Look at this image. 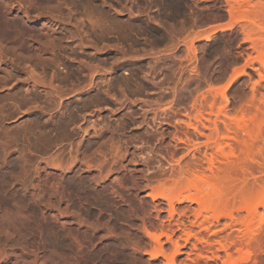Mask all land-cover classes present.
<instances>
[{"label":"bare ground","instance_id":"1","mask_svg":"<svg viewBox=\"0 0 264 264\" xmlns=\"http://www.w3.org/2000/svg\"><path fill=\"white\" fill-rule=\"evenodd\" d=\"M131 1L135 10L128 0L123 6V0H0V93L15 90V99L22 92L19 85L26 93L31 88L28 99L35 105L22 110L28 106L27 96L14 112H5L0 104V264H94L95 250H90L101 242L98 235L107 234L120 217L127 218L120 220L123 227H132L129 221L138 224L142 235L119 245L135 254L142 239L148 240L147 264L158 257L163 261L156 264H264V181L245 163L218 161L231 142L242 145L239 149L244 147L242 153L252 161L251 144L233 132L232 121L212 119L213 106L208 117L200 106L186 120L160 123L161 139L184 144L187 157L149 176L147 167L131 169L127 150L121 153L119 141L114 142L126 130L125 120L94 122L90 134L77 126L78 118L84 119L81 113L107 107L106 96L114 85L143 86L137 70L126 68L128 63L173 59L182 50L176 86L185 73L197 71V37L189 38L192 25L166 30L167 46L156 49L163 39L155 20L147 6ZM150 3L165 19L180 7L173 0ZM194 4L211 18H228L230 24L219 28L231 40L243 35L254 46L261 45L264 69V0ZM131 34L151 37L154 45L137 53ZM111 36L118 44H110ZM74 47L105 57V62L78 65ZM41 93L43 107L38 105ZM199 97L204 100V93ZM73 99L79 105H69ZM34 109L48 118L46 126L31 119L12 131L5 127L6 121L15 122ZM57 116L63 119L54 122ZM50 123L55 128L46 130ZM233 124L241 129L238 122ZM70 127L80 131L73 142ZM178 128L184 130L181 138Z\"/></svg>","mask_w":264,"mask_h":264},{"label":"rangeland","instance_id":"2","mask_svg":"<svg viewBox=\"0 0 264 264\" xmlns=\"http://www.w3.org/2000/svg\"><path fill=\"white\" fill-rule=\"evenodd\" d=\"M111 1L107 0V3ZM150 1L139 0V5L148 7L149 15L155 20L152 23L160 32L161 40L163 39V43L156 46L159 47H155L156 49L161 50L167 46L164 38H166L168 29H178L184 24L192 25L189 38L194 39L197 37L193 41L197 50L196 73L191 74V76L185 73L182 81L176 86L177 72L180 67L178 61L183 58L182 50L176 53V57H173V59L161 56L156 62L144 60L132 64L128 63L126 68H135L137 70V80L143 86L126 89L124 86L114 85L113 91L106 96V98H109L107 99V107L100 106L90 109L86 114L84 113L85 115L81 113L80 116H84V119L79 117L77 126L81 125L90 134L92 133L91 126L94 122L96 124L103 120L105 122L114 123L117 121L119 123L120 120H125L126 130H120L117 133L118 137L114 138V142L119 141L121 153L127 150V163L131 169L141 170L143 167H147L149 171L145 175L149 176L160 169L168 168V163L186 159L187 157L184 144L175 141L170 142L169 139H161L159 135L160 123H173L176 119L186 120V117L193 115L194 110L199 109L200 106L204 111V116H207V113H211V107L213 106V112L210 117L212 119L218 117L219 120H225L226 122L232 121L230 123L232 126H230L233 132L235 131L238 137L248 140V143L251 144L248 156L252 161L245 158L246 155L242 153L244 147L241 150L239 147L241 148L242 145H236L237 143L234 142L230 143L232 144L231 148L224 147V156H218V161L223 163L225 160H238L243 164L245 163L249 167L251 166L254 177L259 182L264 181V69L261 66V50L259 48L261 45L254 46L249 41H245L243 35H239L236 40H231L219 28L230 24L231 21L228 18L214 19L209 17L206 12L196 7L194 0H173L180 7L177 13L168 19L163 18L162 11L152 6ZM128 2H126L128 7L135 10L137 7L136 3L134 2L133 4L131 0H128ZM97 3L99 4L98 1ZM122 4H125V0L121 3V6H123ZM115 8H117L116 5ZM76 19L80 20L79 16ZM111 37L113 38L110 44H118L115 37ZM131 37L137 43V47L134 49L137 53H142L149 45H154L152 43L153 38L146 35L131 34ZM205 37H209V40L206 41ZM121 46L128 50L127 45L123 44ZM76 51L78 52L76 64L79 63L78 65L81 66L101 64L106 59L105 57L93 56L89 51L83 52L77 48ZM78 65H74L73 68L75 67V70L80 71L81 69ZM49 76L50 74L46 76L47 80H50ZM20 77L21 80L24 79V75L21 74ZM18 89H21L20 96L22 94L23 96L15 98L17 100L12 97V92L15 90L8 93H0V104L5 105V110H7L5 112H14L17 109L16 105L19 104L24 96H27L25 101H27L28 106L25 105L22 110L35 106L31 105L30 101L32 103V100L28 99V94L33 90L29 88L28 93H26V87L24 88L21 85H19ZM201 93L205 95L204 100L199 99ZM9 94L10 96L6 97ZM41 96L43 97V93H41ZM42 101H44V97L38 101L39 104L37 102L41 107H43ZM78 102L80 103V100L76 101L73 99L72 101L70 100L69 105H79ZM37 104L36 106H38ZM38 110H31L33 113L16 119L15 122L6 121L5 127L12 131L31 119L40 121V124L46 126L48 118L42 117L40 110ZM62 119L63 117L57 116L53 121L58 122ZM234 122H238L241 129H236ZM49 126L46 130L55 128L54 123H50ZM178 129V134L177 132L176 134L181 138L184 135L182 133L184 130ZM180 129L181 133H179ZM69 133L72 142L80 137V131L77 130V127H70ZM128 136L129 138L131 137V140L128 139ZM194 139L196 141V138ZM202 140L198 139L199 142ZM126 141L127 146L123 144ZM131 199L133 205L136 206L138 204L137 200L134 197ZM118 208L125 212L121 209L123 208L122 206L119 205ZM144 208L147 209L148 207L144 206ZM111 210L113 211L112 208ZM121 219L120 217L113 222L112 229L107 234L106 232L102 234L99 231L102 236L98 235V238H103L101 242H97V245L90 250H95L93 255L96 257L94 264H147L151 247H148V244H150L148 240L142 239L143 242L141 241L140 243L139 253L135 254H131V250L121 248L119 245V242L131 244L136 239H140V235H142L137 230L136 226L138 224L129 221L131 226L133 225L129 229L128 227H123ZM105 220L106 218L101 219L102 230L106 229L105 224L102 223ZM103 235L105 237L108 235L109 240L104 238ZM113 235L115 238L112 240L110 237ZM98 243H102V247ZM158 261H163V259L158 257V259L150 262L151 264H156Z\"/></svg>","mask_w":264,"mask_h":264}]
</instances>
